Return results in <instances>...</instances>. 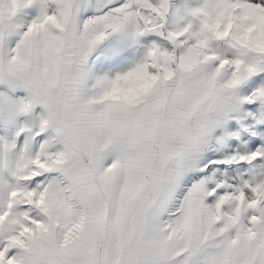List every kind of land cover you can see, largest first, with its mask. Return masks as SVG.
<instances>
[{
    "label": "snow or ice",
    "instance_id": "snow-or-ice-1",
    "mask_svg": "<svg viewBox=\"0 0 264 264\" xmlns=\"http://www.w3.org/2000/svg\"><path fill=\"white\" fill-rule=\"evenodd\" d=\"M0 264H264V0H0Z\"/></svg>",
    "mask_w": 264,
    "mask_h": 264
}]
</instances>
